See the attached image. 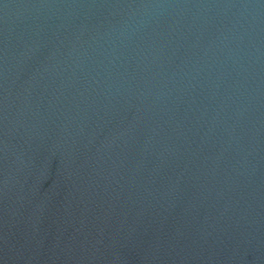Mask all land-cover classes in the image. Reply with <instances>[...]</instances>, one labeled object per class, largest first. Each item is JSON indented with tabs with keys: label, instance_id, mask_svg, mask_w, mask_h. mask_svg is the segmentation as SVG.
<instances>
[{
	"label": "water",
	"instance_id": "95a60500",
	"mask_svg": "<svg viewBox=\"0 0 264 264\" xmlns=\"http://www.w3.org/2000/svg\"><path fill=\"white\" fill-rule=\"evenodd\" d=\"M0 264H264V0H0Z\"/></svg>",
	"mask_w": 264,
	"mask_h": 264
}]
</instances>
